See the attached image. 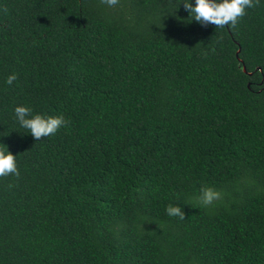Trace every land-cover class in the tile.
Returning <instances> with one entry per match:
<instances>
[{"label":"trees","instance_id":"16d2710c","mask_svg":"<svg viewBox=\"0 0 264 264\" xmlns=\"http://www.w3.org/2000/svg\"><path fill=\"white\" fill-rule=\"evenodd\" d=\"M182 2L0 0V264H264V0L235 28Z\"/></svg>","mask_w":264,"mask_h":264},{"label":"clouds","instance_id":"9594fccd","mask_svg":"<svg viewBox=\"0 0 264 264\" xmlns=\"http://www.w3.org/2000/svg\"><path fill=\"white\" fill-rule=\"evenodd\" d=\"M100 2L114 7L119 3V0H100ZM182 3L185 10L190 13L192 20L204 26L212 24L216 28H224L230 25L235 28L239 20L246 15V10L259 5L260 0H195V5L192 0H183ZM3 11L7 14L8 10L4 8ZM16 79L15 74L10 75L6 83L11 85ZM15 115L20 125L28 129L37 141L54 135L67 124L63 115L47 117L41 114L32 115V109L26 106L16 107ZM9 175H15L17 178L20 175L17 167V155H14L6 144L0 143V177ZM200 192V199L204 205H210L221 195L215 189L207 186L202 187ZM166 212L169 216H179L180 219H185V213L180 206L169 204Z\"/></svg>","mask_w":264,"mask_h":264},{"label":"water","instance_id":"95a60500","mask_svg":"<svg viewBox=\"0 0 264 264\" xmlns=\"http://www.w3.org/2000/svg\"><path fill=\"white\" fill-rule=\"evenodd\" d=\"M242 70L245 72V68L243 67Z\"/></svg>","mask_w":264,"mask_h":264}]
</instances>
